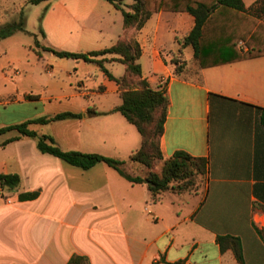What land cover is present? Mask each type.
Wrapping results in <instances>:
<instances>
[{
  "label": "crops",
  "instance_id": "obj_1",
  "mask_svg": "<svg viewBox=\"0 0 264 264\" xmlns=\"http://www.w3.org/2000/svg\"><path fill=\"white\" fill-rule=\"evenodd\" d=\"M12 1L0 0V8L15 6ZM258 1L245 2L246 8ZM59 2L45 25L59 28L64 42L85 45L82 53L121 40L140 45L143 79L154 90L165 85L168 91L162 154L207 159V181L198 193L169 191L155 201L148 184H133L105 164L84 171L40 152L36 139L18 131L0 135V175L21 179L18 188L0 196V264H69L76 255L90 264H239L234 242L223 252L221 237L239 239L244 264H264V56L202 68L188 47L180 55L187 66L177 75L171 60L195 28L192 15L160 12L141 29L127 31L123 12L106 0ZM94 14L98 29L90 32L86 21ZM79 23L82 34L75 32ZM51 58L47 72L54 79L38 97L18 83L9 86L7 73L13 74L15 62L0 63V129L61 113L84 115L29 130L52 137L63 151L129 161L142 147V136L115 112L123 103L118 82L96 64L58 62L52 53ZM118 59L97 58L120 80L127 67ZM111 97L121 102H109ZM53 101L70 103L53 116L46 108L36 114V103ZM90 107L99 115L87 117ZM49 126L59 132L45 133ZM125 166L132 170L130 163ZM32 193L39 197L20 200Z\"/></svg>",
  "mask_w": 264,
  "mask_h": 264
},
{
  "label": "trees",
  "instance_id": "obj_2",
  "mask_svg": "<svg viewBox=\"0 0 264 264\" xmlns=\"http://www.w3.org/2000/svg\"><path fill=\"white\" fill-rule=\"evenodd\" d=\"M51 0H29L30 5H39ZM123 12L124 26L127 31L141 29L150 18L160 12L188 13L195 18V28L181 43L179 53L171 60L176 69V74H181L187 63L180 56L185 49L194 50L195 59L202 68H210L264 56V0H259L248 10L243 0H133V5L126 11L120 7L117 0H106ZM263 19V20H262ZM27 17L22 12L19 20L0 26V42L18 32L27 33ZM244 42L247 48L242 52L240 43ZM61 59L84 61L98 65L102 71L120 85L123 103L115 109L121 113L129 123L134 125L142 136V147L130 156V161L147 168V177H135L124 170L126 161L105 157L98 154H84L78 151H63L55 140L46 135H39L29 130L31 125H49L54 122L68 119H82L84 115L61 113L53 117H43L24 124L9 126L0 129V135L18 131L21 136L34 138L38 141V149L44 154H49L63 160L67 164L88 171L98 164H105L116 170L123 178L133 184H144L148 187L156 201L165 193L172 191L184 194L194 189L195 185H175L176 182H190L193 176L191 167H196L197 174L206 176L209 162L204 158H195L187 153H176L172 158L165 159L161 150V140L165 132V124L169 114L170 101L165 85L157 90L151 88L143 79L142 68L139 60L142 55L140 45L134 40H125L112 48L90 53H72L46 48ZM107 55L120 56L118 62L127 67L126 75L116 79L105 67L104 60L97 58ZM179 56L181 58H179ZM34 98V97H30ZM95 107H90L87 117L98 116ZM264 124V110H262ZM19 137L5 142L7 145L18 140ZM157 161L164 163L161 174L153 171ZM21 179L18 175H0V186L8 191L19 187ZM39 197V193L24 194L21 201H32ZM229 241L234 242V250L239 264H244L243 249L239 239L221 237L219 242L225 252ZM69 264H90L86 257L74 256Z\"/></svg>",
  "mask_w": 264,
  "mask_h": 264
},
{
  "label": "rangeland",
  "instance_id": "obj_3",
  "mask_svg": "<svg viewBox=\"0 0 264 264\" xmlns=\"http://www.w3.org/2000/svg\"><path fill=\"white\" fill-rule=\"evenodd\" d=\"M120 7L131 8L135 5V2L132 0L131 2H127V0H117ZM29 0H15L12 3H15V6L12 7H3L0 8V26L6 25L10 22H14L19 20L20 14L24 12L27 17V33L18 32L14 35L12 39L9 41H1L3 43L0 44V54H1V62L3 64H7L8 60H12L15 62L14 72L19 71L21 73V78L16 77L14 72L13 74L7 73V76L10 77L12 83H7L9 86L15 87V83H18V86L23 91H28L32 94L38 96H45L44 90L47 86V82L51 81L53 76L48 74L47 68L49 66V62L51 61V53L46 51V48H52L58 51L72 52V53H82V48H85L83 44L78 42H64L59 37V28L58 29H47L45 25V20L47 15L52 11L54 6L59 4V0H52L49 2H44L39 5H30ZM247 4L251 2V0H245ZM263 20V19H262ZM50 24L53 25L51 22ZM75 32L82 34V28L84 23H79ZM51 25V26H52ZM86 25L89 28L90 32H96L98 29V20L97 16L91 15L89 19L86 21ZM58 27V24L56 25ZM49 28V25H48ZM121 24V31H122ZM43 31L50 32L46 37L43 34ZM106 31V29H105ZM241 44V43H240ZM246 46V45H245ZM242 49V47L240 46ZM242 51H244L242 49ZM179 58H181L179 56ZM63 59L57 58L58 62H61ZM67 61V60H65ZM70 63H73L72 60H68ZM0 62V63H1ZM196 66V64H195ZM6 74V73H5ZM20 80L18 81V79ZM54 96H57L54 94ZM109 102H121V100L117 97H111ZM69 101H53L46 102L44 104L36 103V114L43 112L44 108L48 109V113L46 115L53 116L57 112H60L64 105H68ZM43 128H40L42 130ZM54 132H59V128L57 126H49V130H46L45 133L52 134ZM126 163H130L132 166V170L128 171V167L125 166L124 170L135 176L142 177L148 176L149 171L147 168L141 164L133 163L130 160L126 161ZM164 163L162 161H157L154 164L153 171L155 173L161 174L163 170ZM193 171V176L191 177L190 182H176L175 185H185V183H189V185H195L194 189L190 192L184 194H194L202 191L205 188L207 176H203L201 174H197L196 167H191ZM145 178V177H144Z\"/></svg>",
  "mask_w": 264,
  "mask_h": 264
},
{
  "label": "built area",
  "instance_id": "obj_4",
  "mask_svg": "<svg viewBox=\"0 0 264 264\" xmlns=\"http://www.w3.org/2000/svg\"><path fill=\"white\" fill-rule=\"evenodd\" d=\"M240 46L242 47V49L244 51H247V48L245 46V43L244 42H241ZM5 193H4V189L2 187H0V196L4 197ZM7 202L8 203H11L10 199L9 198H6Z\"/></svg>",
  "mask_w": 264,
  "mask_h": 264
},
{
  "label": "water",
  "instance_id": "obj_5",
  "mask_svg": "<svg viewBox=\"0 0 264 264\" xmlns=\"http://www.w3.org/2000/svg\"><path fill=\"white\" fill-rule=\"evenodd\" d=\"M145 183H146V184H148V182H147V181H146Z\"/></svg>",
  "mask_w": 264,
  "mask_h": 264
}]
</instances>
